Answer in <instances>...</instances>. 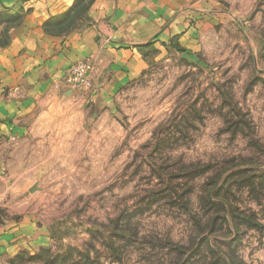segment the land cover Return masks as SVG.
I'll return each instance as SVG.
<instances>
[{"label":"rangeland","instance_id":"rangeland-1","mask_svg":"<svg viewBox=\"0 0 264 264\" xmlns=\"http://www.w3.org/2000/svg\"><path fill=\"white\" fill-rule=\"evenodd\" d=\"M217 1L109 103L76 61L0 139V230L43 238L2 264H264V0ZM21 19L0 0V48Z\"/></svg>","mask_w":264,"mask_h":264},{"label":"crops","instance_id":"crops-1","mask_svg":"<svg viewBox=\"0 0 264 264\" xmlns=\"http://www.w3.org/2000/svg\"><path fill=\"white\" fill-rule=\"evenodd\" d=\"M22 19L0 48V139L21 136L19 126L40 99L64 87L65 71L76 61L93 59V75L103 89L99 104L136 78L144 68L142 49L158 48L217 0H91L69 30L56 27L73 15L80 0H1ZM145 46V47H144ZM106 80V82H105ZM104 82V83H103ZM18 89L19 93H12ZM42 243L25 223L0 230V264L26 245Z\"/></svg>","mask_w":264,"mask_h":264},{"label":"built area","instance_id":"built-area-1","mask_svg":"<svg viewBox=\"0 0 264 264\" xmlns=\"http://www.w3.org/2000/svg\"><path fill=\"white\" fill-rule=\"evenodd\" d=\"M94 64L89 59L77 61L71 67L72 82L74 87L84 89L90 85L89 77L94 71Z\"/></svg>","mask_w":264,"mask_h":264}]
</instances>
